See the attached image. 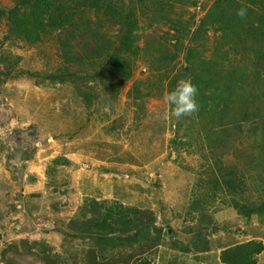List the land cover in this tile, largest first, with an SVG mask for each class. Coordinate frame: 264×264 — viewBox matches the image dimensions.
<instances>
[{
  "label": "rangeland",
  "instance_id": "1",
  "mask_svg": "<svg viewBox=\"0 0 264 264\" xmlns=\"http://www.w3.org/2000/svg\"><path fill=\"white\" fill-rule=\"evenodd\" d=\"M19 1L0 0V11L16 7ZM56 2L68 9L75 21V26L68 27L73 29L69 40L63 30L47 26L40 39L33 28L29 30V44L26 34L17 39V34L10 33L11 27L0 15V73L2 59H19L15 70L19 74L6 80L0 74V145L17 143L28 148L27 154L51 145L44 153L54 154L55 161L58 156L65 157L68 171L56 173V182L91 194L79 197L74 218L88 200L140 210L146 221L162 230L163 239L148 251L150 247L135 245L138 258L133 264L143 259L152 260V264H187L192 258L218 264L217 258L215 262L210 257L230 244L228 239L241 243L254 236L264 237L261 218L239 215L231 195L219 192L215 200L203 205V196L212 189L206 184L213 168L211 153L201 149V141L189 130L194 126H189L188 115L177 119L165 101L172 80L187 79L189 71L198 70V64L225 61L210 74L217 85L228 78L224 75L227 69L236 72V77L243 74L252 83L247 89L251 96L259 95L255 102L263 103L264 84L262 80L253 83L252 74L264 53V0ZM241 8L246 9L244 19L237 15ZM230 30L234 34L229 40ZM101 37L113 45V57L129 60L127 72L113 73L105 64L101 75L97 66H90L88 53ZM65 57L72 62L68 64ZM162 57L171 63L165 64ZM106 59L112 60L104 55L99 61ZM260 73L259 79L264 77ZM36 143L41 147H35ZM245 145L236 142L234 148L248 150L249 141L245 140ZM234 158L231 150L228 163H235ZM239 169L246 171L245 161ZM250 174L244 179V198L258 203L261 181L257 177L254 181ZM73 175L78 176L75 182ZM4 178H0V221L7 218V200L14 193L11 182L15 179ZM14 188L27 214V210L42 208L46 201L23 197L20 186ZM29 215L34 225L44 217L40 214L36 220ZM68 225L57 221L50 238L41 232L35 241L1 239L0 264H59L56 253L63 264H121L132 255L119 248L100 262L98 251H90L87 245L91 244L77 230L68 233ZM151 230V237L156 236L158 230ZM200 240L210 241L215 250L198 256L181 253L183 243Z\"/></svg>",
  "mask_w": 264,
  "mask_h": 264
},
{
  "label": "trees",
  "instance_id": "2",
  "mask_svg": "<svg viewBox=\"0 0 264 264\" xmlns=\"http://www.w3.org/2000/svg\"><path fill=\"white\" fill-rule=\"evenodd\" d=\"M56 1L20 0L16 7L1 10L0 15L6 19L9 28L11 27L10 33L17 34V39L26 34L27 40L25 42L29 44H31L29 41L31 33L28 31L33 28V32L40 39L43 34L42 29L47 26L63 30L69 40L72 38L73 29H68V27L75 26V21L67 11L68 9L64 8L63 5L57 6ZM24 10L27 12L22 13ZM229 32H227V35H230V40L234 32L232 30ZM241 45L244 46L243 42ZM113 49L111 42L101 37L97 39L90 53H88L90 55L89 59H91L90 66H97L101 75L105 64H107V70H112L113 73L122 75L129 70V60L123 56L113 57V54H111ZM104 55L109 56L112 60L106 59L101 63L99 59ZM263 56L264 53L255 62L258 68L252 74L254 75L252 77L253 83L259 84V81L262 80V84H264V77L259 79V70L262 71L260 74L264 76ZM65 59L68 64L72 62L69 57H65ZM162 60L165 64L167 62L170 64V61H172L163 57ZM18 62L19 59L10 60L9 62L2 59L4 69L0 74L4 76L5 80L19 74V71H15ZM223 62L225 61L211 64L204 63L203 66L198 64L196 66L198 70L189 71L186 76L187 79H191L199 90L197 94L198 109L194 113L187 114V120L190 121L189 126H194V130L191 127L189 130H191L193 136L196 135L195 137L201 141V145H199L202 146L201 149H208L211 153V159H213V168L210 170L209 179L206 183L212 186V189L209 192L210 194L206 193L203 196L205 200L203 205L206 206L209 199L215 200L218 193L221 192L224 195L232 196L230 197L231 204L239 215L245 218L259 216L264 222V93L262 95L263 103H256L255 101H259V95L251 96L247 90L252 84L248 82V77L243 74L236 77L237 73L231 72L229 69L224 74L226 75L225 79L228 78L220 86L217 85L218 81L213 80L210 74ZM189 68L193 69L192 67ZM178 81H180L178 78L171 81L169 91L175 87ZM0 83L3 82L0 81ZM239 83L241 84L239 85ZM212 89L214 90L212 91ZM205 93L210 97H206ZM20 120L22 121V119ZM259 131L261 133L260 138ZM245 140L250 143L248 150L240 152L237 148H234L236 142L243 148L246 147ZM231 150L235 151V163L233 164L227 161V154ZM246 152L249 153L244 154ZM244 161L246 171L241 172L239 167ZM55 163L60 165L59 158ZM250 173L256 174V176H252ZM249 174L254 181L256 177L261 181L262 195L260 197L261 201L258 203H248L247 199L244 198L243 193L246 186L244 179ZM79 209L78 217L69 221L68 233L77 230L78 233L82 234V238L91 244H86L87 248L90 251H98L100 262L108 260L111 256L108 252L114 254L113 251L119 248H121L120 250L123 248L128 250L135 245H143L141 247L144 249L150 247L146 249L148 251L162 243V230L156 229L152 221H146L143 213L138 209H128L120 203L106 205L104 201L98 202L96 200L83 202ZM151 229L158 230L156 236L151 237ZM166 235H168V232H166ZM214 250L215 248L210 241L200 240L196 241L195 244L183 243L181 253H193L198 256ZM263 252L264 243L253 239L248 242L226 246L219 254H215L219 258V264H258V257ZM59 256L60 254L56 253L58 263L63 264V261L59 262ZM131 259L132 256H129L126 263L130 262ZM71 264L76 263L72 261ZM137 264H152V260L143 259Z\"/></svg>",
  "mask_w": 264,
  "mask_h": 264
},
{
  "label": "crops",
  "instance_id": "3",
  "mask_svg": "<svg viewBox=\"0 0 264 264\" xmlns=\"http://www.w3.org/2000/svg\"><path fill=\"white\" fill-rule=\"evenodd\" d=\"M25 142V141H24ZM31 146V145H29ZM28 146V147H29ZM41 147V144L36 143L35 147ZM32 147V146H31ZM44 149L37 150L35 152L32 151L31 154H27L28 148H21V146H17V143H15L13 146L6 145L2 146L0 145V178L5 176L7 179L9 177L11 179H15L12 184V198L7 200V218H3L2 221H0V227L2 230H0V240L6 239L7 237L10 239H17V240H37L39 236L41 235V232H45L43 234H46L49 238L51 232H54V230L50 231L48 229H45L44 231H37L35 230L33 222H31V216L29 215L32 213L34 216L33 218H39L40 214L44 216L43 220H49V219H55L56 223L58 222H69L74 217L73 214L76 211V209L79 206V197H87L90 196V193H85L82 190L79 191V188L75 187L73 188L72 185L66 186V185H60L56 182V179L54 175L56 173L64 174L62 170H67V162L68 160L64 158V162L60 163L61 165L58 166L55 164V155L44 153L45 150H50L51 145H45L43 146ZM39 149V148H38ZM29 151V150H28ZM45 154V155H44ZM55 158V159H53ZM60 158V156H58ZM7 168L12 171L11 174L14 175H8L7 174ZM6 178L5 181H6ZM75 178H78L77 175H73L72 181L75 182ZM77 181V179H76ZM10 184V185H11ZM78 185V182L76 183ZM13 186H20L21 188V194L23 197H26L27 195H30V199H46L44 201L42 208H38L37 210H33V212H30L27 210L29 214L26 213L25 208L22 206L21 202L18 199V190L17 188L13 189ZM69 187V188H68ZM58 189L59 191H56ZM56 191V192H55ZM64 193V194H63ZM62 194V195H61ZM8 195V196H9ZM27 198V197H26ZM53 204V205H51ZM45 206V210L43 211V207ZM63 220V221H62ZM64 224V223H62ZM48 232V233H46ZM5 234V235H4ZM42 236V235H41ZM7 238V239H8ZM230 238V237H229ZM253 239L260 240L264 243V237L260 236H254L253 238H250V240H247L245 242L251 241ZM229 242H231L228 245L221 246L218 248L217 253H220L224 247L234 245L236 244L231 239H228ZM243 243V242H241ZM2 243L0 242V245ZM3 246V244H2ZM136 247L133 246L130 249V252L132 255V259L130 262L127 263H121V264H133V260L138 258V254L134 253V249ZM215 253L213 254V258L210 257L213 261L216 262V258L219 260V258ZM198 261V262H197ZM207 261V260H206ZM140 262V261H139ZM195 262V263H194ZM210 260L204 264H210ZM202 264L200 259L192 258L187 264ZM137 264V263H135ZM219 264V262H218ZM258 264H264V252L258 257Z\"/></svg>",
  "mask_w": 264,
  "mask_h": 264
},
{
  "label": "clouds",
  "instance_id": "4",
  "mask_svg": "<svg viewBox=\"0 0 264 264\" xmlns=\"http://www.w3.org/2000/svg\"><path fill=\"white\" fill-rule=\"evenodd\" d=\"M237 15L241 19H244L246 16V9L244 8L239 9L237 12ZM198 91L199 90L197 86L192 83L191 79H185V80L178 81L175 87L167 92L165 96V101L169 106L172 107V110H173L172 114L177 119H180L187 114L197 111ZM38 219H40V217L36 218V220ZM56 224L57 223H55L54 228L56 227ZM54 228H51L48 230H53Z\"/></svg>",
  "mask_w": 264,
  "mask_h": 264
},
{
  "label": "built area",
  "instance_id": "5",
  "mask_svg": "<svg viewBox=\"0 0 264 264\" xmlns=\"http://www.w3.org/2000/svg\"><path fill=\"white\" fill-rule=\"evenodd\" d=\"M39 220V219H38ZM55 222L52 219L39 220L35 225V230L44 231L45 229L54 228Z\"/></svg>",
  "mask_w": 264,
  "mask_h": 264
},
{
  "label": "water",
  "instance_id": "6",
  "mask_svg": "<svg viewBox=\"0 0 264 264\" xmlns=\"http://www.w3.org/2000/svg\"><path fill=\"white\" fill-rule=\"evenodd\" d=\"M63 160H64V158H60V159H59V162H60V163H62V162H63Z\"/></svg>",
  "mask_w": 264,
  "mask_h": 264
}]
</instances>
